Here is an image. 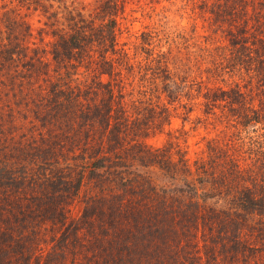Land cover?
Listing matches in <instances>:
<instances>
[{"label":"trees","instance_id":"1","mask_svg":"<svg viewBox=\"0 0 264 264\" xmlns=\"http://www.w3.org/2000/svg\"><path fill=\"white\" fill-rule=\"evenodd\" d=\"M132 1L0 0V264H264V0Z\"/></svg>","mask_w":264,"mask_h":264},{"label":"rangeland","instance_id":"2","mask_svg":"<svg viewBox=\"0 0 264 264\" xmlns=\"http://www.w3.org/2000/svg\"><path fill=\"white\" fill-rule=\"evenodd\" d=\"M74 1H80L81 3H90L92 0H74ZM126 10L128 12L127 18L125 19V23L128 26L129 29H135L137 27H140L144 23H148L153 20L157 15L151 14L150 17L146 14V9L149 7L143 0L139 1H132L125 5ZM177 19V18H176ZM30 21L32 22V25L36 24L35 17H31ZM179 119L174 118L173 120V126L178 125ZM203 132V129L199 127L196 131H191L193 135H189V137L186 139V141L191 144V141H193L195 138L198 137L199 133ZM163 139V133L151 138H148L147 140L152 144H158ZM79 197H75L73 200H71L67 205V213L69 216L76 215L79 210Z\"/></svg>","mask_w":264,"mask_h":264}]
</instances>
